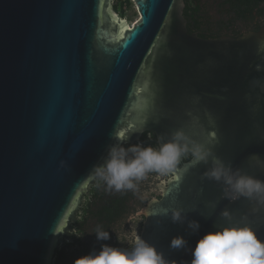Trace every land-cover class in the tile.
Wrapping results in <instances>:
<instances>
[{
    "label": "water",
    "instance_id": "95a60500",
    "mask_svg": "<svg viewBox=\"0 0 264 264\" xmlns=\"http://www.w3.org/2000/svg\"><path fill=\"white\" fill-rule=\"evenodd\" d=\"M114 1L0 0V264H53L94 180L93 166L121 132L125 147L144 133L158 137L180 126L198 134L213 130L211 113L222 155L237 153L236 166L252 154L264 157V144L239 150L254 120H264V111L253 117L245 100L249 82L264 76L254 70L264 62V28L239 39L189 36L185 0H131L139 19L129 28ZM203 171L182 182L171 176L162 200L145 210L140 236L188 264L190 250L171 252V239L183 235L195 249L216 230L217 216L190 213L201 225L196 234L170 220L161 229L155 216L177 194L188 203ZM204 187L219 196L214 183ZM225 206L239 207L222 201L218 212ZM125 231L117 229L118 241L127 239ZM79 258L65 250L68 264Z\"/></svg>",
    "mask_w": 264,
    "mask_h": 264
},
{
    "label": "clouds",
    "instance_id": "9594fccd",
    "mask_svg": "<svg viewBox=\"0 0 264 264\" xmlns=\"http://www.w3.org/2000/svg\"><path fill=\"white\" fill-rule=\"evenodd\" d=\"M258 52L264 53V44ZM254 70L264 74V62L255 64ZM245 100L250 105L249 112L253 117L264 111V76H257L249 82ZM207 119L213 130L201 128L198 134H193L187 127L180 126L170 133L159 134L155 147L145 146L142 142L128 143L125 147L127 141L119 139L108 146L101 162L93 166V178L108 193L131 191L138 194L142 182L150 174L175 176L182 182L194 169L202 166L204 171L199 175V183L191 190V200L182 203L177 194L168 206L159 209L155 223L163 229L165 221L170 220L172 224L186 226V231L196 234L201 225L199 221L190 219L189 214L198 212L205 219L217 216L216 230L200 239L195 249H189L183 235L174 236L168 248L171 252L190 250V264H264V237L260 235V229L264 228V178L254 174L264 173V157L252 154L242 165L236 166L234 160L237 153L230 158L220 153L218 149L222 146V137L215 130L211 113L207 114ZM253 143L264 144V120H254L250 134L245 137L239 150ZM60 166L65 167L66 162L61 161ZM206 182L218 186V197L205 190ZM163 194L168 195L167 192ZM139 198L145 199L143 196ZM222 201L239 207L233 209L225 206L218 212ZM140 215L141 212L137 211L127 218L126 224H131V230L125 231L124 235L129 240V247L116 248L102 244L98 252L93 251L77 259L74 264H188L187 261L171 258L138 235L134 222ZM88 234H94L97 241L111 239L110 232L99 225Z\"/></svg>",
    "mask_w": 264,
    "mask_h": 264
},
{
    "label": "flooded vegetation",
    "instance_id": "af4514ba",
    "mask_svg": "<svg viewBox=\"0 0 264 264\" xmlns=\"http://www.w3.org/2000/svg\"><path fill=\"white\" fill-rule=\"evenodd\" d=\"M195 1L196 8L202 14L206 12V21H209L213 28L212 32L207 35V40L239 39L248 34H257L264 28V0H207L210 4H207L205 0ZM185 8L186 13L188 6ZM210 8L213 9V15H209ZM186 22L188 26V20ZM202 35L201 32H194L191 36ZM147 137H151V140L145 146L155 147L157 136L154 133H144L139 142ZM170 179L171 176L159 177L156 174H150L145 180L146 189L144 190V187L142 188L144 185L141 184L138 194H133L131 191L108 193L101 183L94 179L82 194L81 203L77 204L73 211L74 216L67 232L64 233L63 242L55 251L54 264H68L64 260L65 250L68 249H73L80 253V257H84L93 251L98 252L102 244L116 248L129 247L128 239L118 241L117 229H129L130 231L131 224H126L127 218L139 211L141 215L134 223L136 230H139L138 235L141 236L148 221L145 210L152 200H162V187ZM140 196L145 199L141 200ZM97 225L110 232V240L97 241L94 234H88Z\"/></svg>",
    "mask_w": 264,
    "mask_h": 264
},
{
    "label": "trees",
    "instance_id": "16d2710c",
    "mask_svg": "<svg viewBox=\"0 0 264 264\" xmlns=\"http://www.w3.org/2000/svg\"><path fill=\"white\" fill-rule=\"evenodd\" d=\"M195 0H185V7L188 6V10L184 12V18L188 20L189 24L187 26L188 35L191 36L194 32H201L202 36H199L200 39H208L207 35L212 32L213 28L211 23L206 21V17L202 12L196 8ZM133 4L131 0H117L113 6L115 12L121 17L125 18L128 10L132 8ZM186 9V8H185ZM150 138H144L142 140L143 144L147 145L150 143ZM157 140V139H156ZM55 257V256H54ZM53 257V259H54Z\"/></svg>",
    "mask_w": 264,
    "mask_h": 264
},
{
    "label": "rangeland",
    "instance_id": "374dc122",
    "mask_svg": "<svg viewBox=\"0 0 264 264\" xmlns=\"http://www.w3.org/2000/svg\"><path fill=\"white\" fill-rule=\"evenodd\" d=\"M116 1L117 0L114 1V4L116 3ZM138 19H139V15H138L136 7L133 4L132 8L127 11L126 17L124 18L126 22V26H128L129 28L132 27V25L135 24ZM53 264H54V261H53Z\"/></svg>",
    "mask_w": 264,
    "mask_h": 264
},
{
    "label": "snow or ice",
    "instance_id": "6c2138e0",
    "mask_svg": "<svg viewBox=\"0 0 264 264\" xmlns=\"http://www.w3.org/2000/svg\"><path fill=\"white\" fill-rule=\"evenodd\" d=\"M141 7H142V6H141ZM120 136H121V138H123V137H124V133L121 132V133H120Z\"/></svg>",
    "mask_w": 264,
    "mask_h": 264
}]
</instances>
